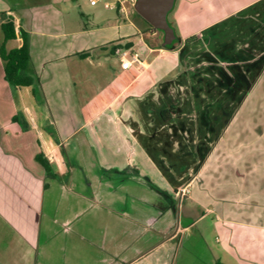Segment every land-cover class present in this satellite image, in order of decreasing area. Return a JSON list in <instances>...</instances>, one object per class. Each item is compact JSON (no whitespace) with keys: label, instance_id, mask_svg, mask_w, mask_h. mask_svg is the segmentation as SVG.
<instances>
[{"label":"crops","instance_id":"crops-1","mask_svg":"<svg viewBox=\"0 0 264 264\" xmlns=\"http://www.w3.org/2000/svg\"><path fill=\"white\" fill-rule=\"evenodd\" d=\"M95 1L0 0V44L11 17L15 38L5 48L19 47L25 32L34 79L11 86L0 58V264H264V168L256 167L254 137L236 139L225 163L195 186L192 169L205 153L192 149L184 130L201 104L192 73L227 60L258 69L264 62V0H176L175 50L158 45L129 12L134 0ZM121 50L137 53L138 62L123 69ZM170 106L175 112L163 119ZM68 150L86 161L85 179L71 193L79 207L59 223L65 187L58 180L75 176ZM135 180L146 194L132 188ZM182 187L188 192L180 196ZM88 208L109 215L97 234ZM210 214L219 248L198 233L203 257L186 240Z\"/></svg>","mask_w":264,"mask_h":264},{"label":"rangeland","instance_id":"rangeland-1","mask_svg":"<svg viewBox=\"0 0 264 264\" xmlns=\"http://www.w3.org/2000/svg\"><path fill=\"white\" fill-rule=\"evenodd\" d=\"M242 1L244 0H240L238 4H241ZM127 9L129 12L134 13V16L140 20L135 14L133 5L129 4ZM170 15L171 12L168 16L171 17ZM140 21L146 28H149L142 20ZM154 32L157 44L160 45L162 40L161 33L158 31ZM240 35L241 32L239 29V31L235 32L234 38L238 39L242 37ZM180 45L181 43H177L175 49L179 48ZM181 54H179L180 57ZM222 55L227 54L221 51L218 57L222 58ZM227 61V64L225 62L215 64L214 71L212 70L214 66L204 64L200 74H191V85L194 88L193 96L197 95L196 98L201 104L197 107L199 110L197 109L195 113H191L193 110L189 112L192 122L184 130L187 132L188 143L192 149L194 148L199 155L205 153L203 157L205 159H202L192 169L196 174L195 178L197 179L199 177L195 186H198L200 179H203L206 174H209V171L215 172L220 165L225 163L226 159L231 155L230 148L233 147V144H236V139L246 142L249 138L254 137V146L257 148L255 157L256 167L261 166L264 168V62L258 69L255 63L253 65H231ZM195 63L187 64L192 67V71L197 67ZM256 68L258 71H256ZM187 75L189 74L187 73ZM180 146L181 144L176 142L175 148L177 149ZM65 158L69 163L68 168H75V176L72 174L69 177L58 180V184L65 187L62 191V198L59 197L60 194L58 192V214L56 216H58L59 223L66 218L71 219L74 210L79 207V205L74 204L71 193L78 191L81 186V180L85 179V171L81 170L85 168L86 161L75 159V155L69 153V150ZM31 168L36 173L43 171V168L33 166V164ZM135 182L136 184L133 183L132 188L137 193L146 194L145 189L138 185L140 183L137 180ZM130 185L132 184L129 183L127 186ZM130 190L132 189L130 188ZM131 195L128 194L127 198L132 199L129 198ZM72 205L74 208L71 207ZM174 206L178 216L177 218L179 219V214H182L184 211V202L177 200ZM86 210L89 212L92 211L94 214L88 215L90 217L85 219L86 222H95L93 231L96 234L99 233L98 224L101 222L100 220L106 219L109 215L105 214V210L101 208H88ZM50 212L52 215H55V208L52 207ZM214 216V214H210L204 217L203 220H198L192 228L194 234L188 233L187 235V237L189 236L188 240H186V244L189 245L187 248H193L195 253L201 252L206 255L203 257H207L209 253L206 251V247L202 245V239L195 235H198L200 232L204 234L205 245L217 253V248L219 247L215 242L216 231L212 225ZM82 227L83 224L79 226V229H82ZM187 262L193 263L191 258H188Z\"/></svg>","mask_w":264,"mask_h":264},{"label":"trees","instance_id":"trees-1","mask_svg":"<svg viewBox=\"0 0 264 264\" xmlns=\"http://www.w3.org/2000/svg\"><path fill=\"white\" fill-rule=\"evenodd\" d=\"M135 14L145 24H147L149 28H152L151 25L147 21H145L142 17H140L136 12ZM168 22L174 28L178 41H176L171 46H167L164 48L172 50L176 48L175 46L177 43H180V37L177 33L175 26L170 21L169 16H168ZM1 28L3 32V41L0 44V58L4 62L5 79L13 87L30 86L31 84H33L34 79L30 75H28L26 71L29 60V52H28V45H27L25 32L21 31L22 43L19 47L6 49L5 43L8 40L15 38V24L13 18L9 17L8 20H6L2 24ZM187 40L189 39H186V41ZM174 112H175V108L173 106H170L169 108L161 111V117L163 119H167ZM36 160L44 167L46 173L50 175V165L48 163V160L44 157V155L42 153L37 154ZM216 264H224V263L218 261Z\"/></svg>","mask_w":264,"mask_h":264},{"label":"water","instance_id":"water-1","mask_svg":"<svg viewBox=\"0 0 264 264\" xmlns=\"http://www.w3.org/2000/svg\"><path fill=\"white\" fill-rule=\"evenodd\" d=\"M176 0H134V11L151 25L152 31L161 33V46L167 47L178 41L174 28L168 22V15L174 9Z\"/></svg>","mask_w":264,"mask_h":264},{"label":"built area","instance_id":"built-area-1","mask_svg":"<svg viewBox=\"0 0 264 264\" xmlns=\"http://www.w3.org/2000/svg\"><path fill=\"white\" fill-rule=\"evenodd\" d=\"M95 2H96L95 0H90L91 4H94ZM105 7L113 8V6L110 5L109 3H106ZM131 62H138V54L137 53L130 54L127 50H121L120 51V65H121V67L123 69H126L131 65ZM187 192H188V189L186 187H182L179 189L177 194L182 196Z\"/></svg>","mask_w":264,"mask_h":264}]
</instances>
